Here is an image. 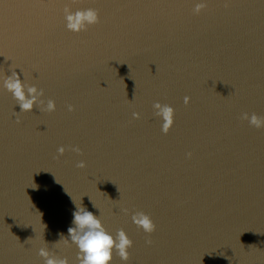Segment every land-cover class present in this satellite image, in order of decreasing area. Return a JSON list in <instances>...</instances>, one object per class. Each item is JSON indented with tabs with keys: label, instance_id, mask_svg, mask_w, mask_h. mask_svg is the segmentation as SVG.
<instances>
[{
	"label": "water",
	"instance_id": "obj_1",
	"mask_svg": "<svg viewBox=\"0 0 264 264\" xmlns=\"http://www.w3.org/2000/svg\"><path fill=\"white\" fill-rule=\"evenodd\" d=\"M64 2L0 0V75L56 104L20 112L0 90V264H44L41 247L77 264L64 237L81 204L132 240L111 264H264V128L241 119L264 117V0L198 15L191 0H76L100 14L79 34ZM155 102L175 110L167 135Z\"/></svg>",
	"mask_w": 264,
	"mask_h": 264
},
{
	"label": "clouds",
	"instance_id": "obj_2",
	"mask_svg": "<svg viewBox=\"0 0 264 264\" xmlns=\"http://www.w3.org/2000/svg\"><path fill=\"white\" fill-rule=\"evenodd\" d=\"M75 2L76 0H65L63 20L67 31L79 34L87 31L89 27L97 25L100 22V14L94 8L73 10L71 5ZM191 2L193 4L192 12L197 15L207 5V0H191ZM22 77L23 73L21 71L17 73L15 69L11 71L10 75H0V90L11 94L20 112H31L34 106L44 112H54L56 110L55 101L49 99L45 103L40 99L43 96V90L38 89L35 85L27 84ZM189 101L190 97L185 96L184 103L187 105ZM152 108L154 116L161 120L162 134L167 135L174 124L175 110L170 105H162L160 102L153 103ZM67 110L73 111V106L68 105ZM132 117L139 119L140 114L133 112ZM241 119L247 120L249 126L256 129L264 128V117H258L255 113L250 116L248 113H243ZM64 151L63 146L57 148V154L60 156L64 154ZM72 151L79 153L80 149L73 147ZM187 156L190 157L191 153H188ZM77 167L83 168L85 163L80 161ZM124 211L127 212V209ZM131 219L146 234H151L156 229L152 219L144 212L133 213ZM64 240L65 243H71L76 247L77 264H111L114 251L122 261L126 262L129 258L128 249L132 247L133 243L123 229L118 230L115 235L111 234L104 227L100 216L89 211L82 204L79 208L75 207L72 213V226L68 228V235L67 238L64 237ZM146 243L150 244L151 241L148 240ZM37 254L43 259L44 264H68L66 258H58L46 247L39 248Z\"/></svg>",
	"mask_w": 264,
	"mask_h": 264
}]
</instances>
